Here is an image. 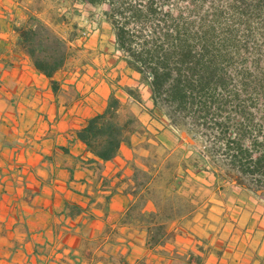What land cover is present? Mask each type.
<instances>
[{
    "label": "crops",
    "instance_id": "0c3cea01",
    "mask_svg": "<svg viewBox=\"0 0 264 264\" xmlns=\"http://www.w3.org/2000/svg\"><path fill=\"white\" fill-rule=\"evenodd\" d=\"M71 4L0 0V264H264V203L245 190L231 194L237 205L208 190L203 204L165 214L153 189L161 163L148 160L175 147L172 124L103 13L83 37L82 8L94 6ZM34 19L58 30L68 53L56 90L22 44L18 30ZM112 96L120 121L137 123L103 162L77 132ZM71 206L79 212L70 215Z\"/></svg>",
    "mask_w": 264,
    "mask_h": 264
},
{
    "label": "trees",
    "instance_id": "16d2710c",
    "mask_svg": "<svg viewBox=\"0 0 264 264\" xmlns=\"http://www.w3.org/2000/svg\"><path fill=\"white\" fill-rule=\"evenodd\" d=\"M84 1L110 5L103 15L112 26L118 49L132 69L150 80L154 104L167 109L171 124L212 139L214 167L236 173L237 181L253 180L255 186L249 188L264 195V95L251 100L243 79L238 84L240 92L230 88L228 65L234 41L232 33L222 28L220 12L214 10L211 19L205 15L195 20L200 7L194 0ZM159 15L164 17L162 24L143 34ZM134 25L141 30H133ZM18 31L35 68L56 90L53 76L64 67L67 52L47 54L46 43L51 39L39 20ZM52 43L57 48L58 41ZM118 107V101L110 97L106 110L77 132L78 139L103 162L118 155L137 123L133 116L120 121ZM69 211L74 215L79 209L71 206ZM157 239L152 237L150 244L154 246Z\"/></svg>",
    "mask_w": 264,
    "mask_h": 264
},
{
    "label": "rangeland",
    "instance_id": "374dc122",
    "mask_svg": "<svg viewBox=\"0 0 264 264\" xmlns=\"http://www.w3.org/2000/svg\"><path fill=\"white\" fill-rule=\"evenodd\" d=\"M126 3H133L135 0H124ZM146 1V0H145ZM174 0H161V2ZM200 7L199 12L193 16L198 20L201 16H209L214 10L220 12L221 25L225 31L232 33L234 47L232 50V60L228 65V72L232 76L230 88L236 92L239 90V81L247 84V95L251 100H257L264 95V0H194ZM74 2V0H65L66 7ZM72 5V4H71ZM74 8V7H72ZM108 3L101 6L83 7L85 18L81 20L82 25L77 19H73L72 13L66 19L72 20L71 23L76 24L79 33L82 36L84 31L90 32L87 28L91 22H97L98 14L103 11L110 10ZM59 12H56L55 19L60 20ZM164 19L159 15L156 20L148 23L143 34L151 33L156 28L160 19ZM105 22L111 26V24ZM112 27V26H111ZM51 42L46 43L49 51L47 54L56 55L55 52H67L64 44L59 38V31L47 27ZM71 28L70 34H77L76 28ZM89 30V31H88ZM133 30L140 31V25H134ZM59 40L61 42H59ZM52 41H58L56 48ZM45 53H42L43 56ZM68 54V53H67ZM243 94V93H242ZM244 96V95H243ZM165 117H168V111L165 108L158 107ZM176 136V145L172 150L153 151L149 157L148 163H161L160 173L154 182V194L157 196L161 205L165 208V214H170V210L176 212L186 211L191 207L203 204L208 196V190L216 191L218 195H225L230 199V204L237 205L239 197L232 196L234 192L245 190V192L254 200L264 203V195L256 193L249 187L255 186L253 180L248 178H240L232 171H224L218 167H214L211 152L214 150L215 142L209 137L200 134L188 133L183 126L171 125ZM202 156L204 157L202 160ZM182 164L184 167H182ZM196 164V166H192ZM187 168V170H186ZM177 177L175 180L174 178ZM140 178L145 179L146 176L140 174ZM260 178L259 176L255 179ZM174 179V180H172ZM252 181V182H251ZM264 184V180H262ZM168 194V198L162 196ZM159 233V231H157Z\"/></svg>",
    "mask_w": 264,
    "mask_h": 264
},
{
    "label": "built area",
    "instance_id": "2783aa9c",
    "mask_svg": "<svg viewBox=\"0 0 264 264\" xmlns=\"http://www.w3.org/2000/svg\"><path fill=\"white\" fill-rule=\"evenodd\" d=\"M82 36H83V37H87V36H88V32H87V31H84V32L82 33Z\"/></svg>",
    "mask_w": 264,
    "mask_h": 264
}]
</instances>
